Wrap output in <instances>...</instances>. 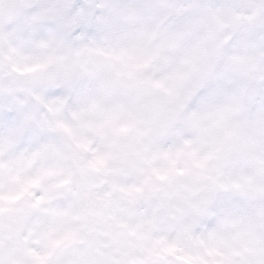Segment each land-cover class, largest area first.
<instances>
[{
  "label": "clouds",
  "instance_id": "1",
  "mask_svg": "<svg viewBox=\"0 0 264 264\" xmlns=\"http://www.w3.org/2000/svg\"><path fill=\"white\" fill-rule=\"evenodd\" d=\"M0 264H264V0H0Z\"/></svg>",
  "mask_w": 264,
  "mask_h": 264
}]
</instances>
